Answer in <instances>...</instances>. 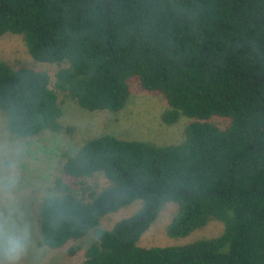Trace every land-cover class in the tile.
<instances>
[{
    "label": "trees",
    "instance_id": "obj_1",
    "mask_svg": "<svg viewBox=\"0 0 264 264\" xmlns=\"http://www.w3.org/2000/svg\"><path fill=\"white\" fill-rule=\"evenodd\" d=\"M5 32L21 34L35 61L56 65L51 78L0 59V110L18 139L60 130L59 96L121 110L135 75L164 95V123L188 119L177 143L104 133L64 149L37 205L38 246L92 232L80 264H264V0H0ZM136 200L133 213L101 226ZM171 202L167 236L212 220L221 232L140 245Z\"/></svg>",
    "mask_w": 264,
    "mask_h": 264
},
{
    "label": "rangeland",
    "instance_id": "obj_2",
    "mask_svg": "<svg viewBox=\"0 0 264 264\" xmlns=\"http://www.w3.org/2000/svg\"><path fill=\"white\" fill-rule=\"evenodd\" d=\"M0 59L16 67L26 65L46 71L51 78L56 65L35 61L29 54L21 34L5 32L0 36ZM130 94L126 105L117 112L106 110L90 111L77 103L59 96L63 108L61 128L57 132L43 131L30 139H18L23 142L27 152L20 170V178L12 192L15 207L22 213V219L29 224L31 240L28 253L19 264H80L82 253L87 245L92 243L95 236L92 232L81 239L69 244L50 249L38 246L40 230L36 218L37 205L40 199L50 192L54 179L60 175L61 152L64 149L76 148L88 138L109 133L124 139H140L153 144L177 143L184 138V129L188 119L180 116L172 124H166L161 119V113L167 108V101L159 91L144 89L137 76L128 79ZM14 137L4 125V116L0 110V140ZM16 138V137H15ZM64 178V177H63ZM71 185V180L64 178ZM89 179V182H93ZM96 181L103 183L99 176ZM140 200L105 215L101 226L110 227L116 220L133 213L139 206ZM176 208L175 203H167L156 220L142 234L138 243L143 246L172 244L201 236L216 235L221 232L222 224L212 220L209 224L192 231L183 237L167 236L164 225ZM0 211H6L0 207ZM191 241V240H190ZM81 245L74 255H68L69 246Z\"/></svg>",
    "mask_w": 264,
    "mask_h": 264
},
{
    "label": "clouds",
    "instance_id": "obj_3",
    "mask_svg": "<svg viewBox=\"0 0 264 264\" xmlns=\"http://www.w3.org/2000/svg\"><path fill=\"white\" fill-rule=\"evenodd\" d=\"M27 148L15 137L0 140V264H19L28 253L29 224L15 207L12 192L18 184Z\"/></svg>",
    "mask_w": 264,
    "mask_h": 264
}]
</instances>
